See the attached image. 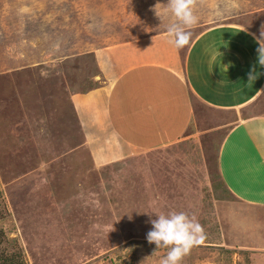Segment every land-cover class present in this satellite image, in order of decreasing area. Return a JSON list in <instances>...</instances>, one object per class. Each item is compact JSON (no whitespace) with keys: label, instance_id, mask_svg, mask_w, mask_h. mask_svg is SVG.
<instances>
[{"label":"rangeland","instance_id":"374dc122","mask_svg":"<svg viewBox=\"0 0 264 264\" xmlns=\"http://www.w3.org/2000/svg\"><path fill=\"white\" fill-rule=\"evenodd\" d=\"M167 2L0 0V264L18 250L26 264H159L168 250L147 241L149 221L173 211L194 215L206 233L183 264H264V202L242 203L219 183L226 129L218 124L234 119L228 112L195 103L194 118L210 129L199 144L188 137L177 150L117 166L94 169L73 150L82 129L72 94L89 114L99 102L100 120L103 79L132 61L168 63L171 50L184 52L169 42ZM196 14L192 35L217 22L260 35L264 0H208ZM260 94L243 116L264 112V87ZM103 136L88 143L108 163L115 152Z\"/></svg>","mask_w":264,"mask_h":264},{"label":"crops","instance_id":"0c3cea01","mask_svg":"<svg viewBox=\"0 0 264 264\" xmlns=\"http://www.w3.org/2000/svg\"><path fill=\"white\" fill-rule=\"evenodd\" d=\"M252 34L241 24L217 22L201 27L199 32L194 30L184 52L171 50L168 63L152 58L130 62L124 72L103 79L110 86L104 92L107 96L101 104L106 106V112L100 120L97 99L98 104L91 107L89 114L77 105L81 96L75 92L70 101L82 131L80 146L73 150L88 151L83 156L93 160L94 169H98L117 166L128 158L177 150L188 137L199 144L201 133L210 129L206 130L204 123L201 125L194 118L197 103L203 110L206 107L234 117L226 120L225 125L218 124L226 129L216 148L219 178L224 189L242 203L261 204L264 112L242 115L246 107L254 105L264 87V67L257 62L258 44ZM164 35L167 33L156 38ZM253 67L257 78L249 82ZM98 134L106 136L105 140L113 146L115 154L108 163L98 162L101 160L95 158L93 146L88 143Z\"/></svg>","mask_w":264,"mask_h":264},{"label":"clouds","instance_id":"9594fccd","mask_svg":"<svg viewBox=\"0 0 264 264\" xmlns=\"http://www.w3.org/2000/svg\"><path fill=\"white\" fill-rule=\"evenodd\" d=\"M208 4V0H168L166 13L170 17L167 31L173 37L169 42L177 49H183L191 41L192 29L199 22L197 9ZM155 7L156 15L164 22V17ZM258 44L256 49L257 62L264 67V25L261 26L260 35L252 34ZM257 74L255 67L249 73V82L255 81ZM157 218L150 219L152 229L146 234L149 244H155L157 250L167 249L159 264H183L185 257L190 255L192 249L204 243L206 233L204 227L196 217L185 212H169L167 215L155 213Z\"/></svg>","mask_w":264,"mask_h":264},{"label":"trees","instance_id":"16d2710c","mask_svg":"<svg viewBox=\"0 0 264 264\" xmlns=\"http://www.w3.org/2000/svg\"><path fill=\"white\" fill-rule=\"evenodd\" d=\"M219 183H220V185H222V182L221 181H219ZM1 194L2 193L0 191V198L2 196ZM2 254H3V252H2ZM9 257H10L9 259L11 260L12 264H26L25 261H24V259H23V252L21 250L12 252ZM9 259L6 258V262L7 263L9 262Z\"/></svg>","mask_w":264,"mask_h":264}]
</instances>
